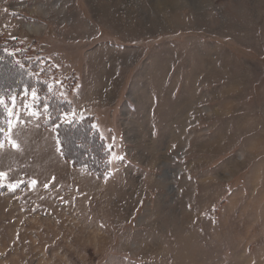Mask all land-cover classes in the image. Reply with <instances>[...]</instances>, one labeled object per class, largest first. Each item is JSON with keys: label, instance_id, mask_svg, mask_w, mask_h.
<instances>
[{"label": "rangeland", "instance_id": "374dc122", "mask_svg": "<svg viewBox=\"0 0 264 264\" xmlns=\"http://www.w3.org/2000/svg\"><path fill=\"white\" fill-rule=\"evenodd\" d=\"M1 48L50 65L108 172L11 96L0 264H264V0H0Z\"/></svg>", "mask_w": 264, "mask_h": 264}, {"label": "trees", "instance_id": "16d2710c", "mask_svg": "<svg viewBox=\"0 0 264 264\" xmlns=\"http://www.w3.org/2000/svg\"><path fill=\"white\" fill-rule=\"evenodd\" d=\"M23 54L24 52L10 55L4 48L0 49V97H3L6 102L11 96H19L25 91L35 89L40 98L37 105L40 107L47 105L48 117L45 126L54 128L57 133V140L64 159L75 167H84L95 174L105 176L108 169L105 168L104 144L92 127V120L74 119L69 123H64L63 118L70 113L71 107L67 102L58 98L53 90H49L50 65L28 61ZM5 64L15 70L17 76L22 77L15 81L14 78L12 80L6 78L9 74H4L1 70ZM35 74L38 75L35 76ZM7 110L0 106V143L5 140L9 129ZM74 141H79L78 146L73 145ZM83 142L89 143L90 153L86 152L80 157L79 147Z\"/></svg>", "mask_w": 264, "mask_h": 264}, {"label": "snow or ice", "instance_id": "6c2138e0", "mask_svg": "<svg viewBox=\"0 0 264 264\" xmlns=\"http://www.w3.org/2000/svg\"><path fill=\"white\" fill-rule=\"evenodd\" d=\"M17 63H19V62L17 61ZM49 90L51 91V86H49ZM26 94H27V91H26ZM31 96H32V99H33L34 102L39 99V97H38L37 92L35 91V89L31 90ZM11 99L13 101V106H14L15 97H11ZM0 106H3L6 109H8L9 115H12L13 114L11 112V109L9 108L8 104L5 102V100H4L3 97H0ZM44 107H45V111H47V105L46 104L44 105ZM29 112L34 117H38L39 116V113L38 112L31 111V109H29ZM9 142L12 143L11 141H9ZM0 147H3V144L2 143H0ZM12 147H16L15 143H12Z\"/></svg>", "mask_w": 264, "mask_h": 264}, {"label": "crops", "instance_id": "0c3cea01", "mask_svg": "<svg viewBox=\"0 0 264 264\" xmlns=\"http://www.w3.org/2000/svg\"><path fill=\"white\" fill-rule=\"evenodd\" d=\"M34 111H36V109H34ZM45 122H46V118L44 119V121H43V124L42 125H44L45 124ZM44 128H46V127H44ZM58 141V140H57ZM59 145V144H58Z\"/></svg>", "mask_w": 264, "mask_h": 264}, {"label": "bare ground", "instance_id": "6f19581e", "mask_svg": "<svg viewBox=\"0 0 264 264\" xmlns=\"http://www.w3.org/2000/svg\"><path fill=\"white\" fill-rule=\"evenodd\" d=\"M6 78H9V80H12L13 77L12 76L11 77L10 76H7Z\"/></svg>", "mask_w": 264, "mask_h": 264}]
</instances>
